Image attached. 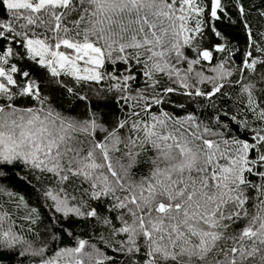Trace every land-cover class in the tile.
Wrapping results in <instances>:
<instances>
[{
	"label": "snow or ice",
	"instance_id": "1",
	"mask_svg": "<svg viewBox=\"0 0 264 264\" xmlns=\"http://www.w3.org/2000/svg\"><path fill=\"white\" fill-rule=\"evenodd\" d=\"M5 257L264 264V0H0Z\"/></svg>",
	"mask_w": 264,
	"mask_h": 264
},
{
	"label": "trees",
	"instance_id": "2",
	"mask_svg": "<svg viewBox=\"0 0 264 264\" xmlns=\"http://www.w3.org/2000/svg\"><path fill=\"white\" fill-rule=\"evenodd\" d=\"M241 46H242V42H241ZM236 62L239 63V57H236ZM30 191V189L28 190ZM28 191H25L24 189H20V194L24 195L25 198L29 201V203L32 206H36L38 207V209L40 211H46V209L43 208H39L38 202L36 200V196L35 195H31L30 197L28 196ZM4 199H7V197H4ZM7 210V209H6ZM11 211L13 213H15L16 216H23L26 213V209L21 206L19 209H17L15 206L12 207ZM41 220H43V216L40 217ZM44 223H47L46 221H44ZM33 228L36 230V232H43L44 228L41 226V224L38 222L35 225H33ZM75 232L79 233L81 231L80 228H76L74 230ZM21 235H23L26 239H33L34 235L33 233H28V232H22ZM59 246H68L71 244V240L69 238H65L64 239V243L60 244V241L57 240L56 242ZM20 260L21 258L17 257L15 259H9L7 257H5L2 261H0V264H20ZM24 264H32L31 260H25Z\"/></svg>",
	"mask_w": 264,
	"mask_h": 264
}]
</instances>
